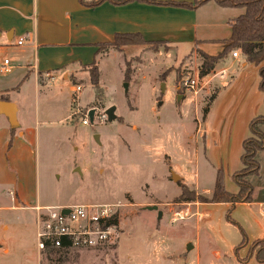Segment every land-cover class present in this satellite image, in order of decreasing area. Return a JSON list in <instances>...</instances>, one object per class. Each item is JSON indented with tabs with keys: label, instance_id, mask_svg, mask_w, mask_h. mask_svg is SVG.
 <instances>
[{
	"label": "rangeland",
	"instance_id": "obj_1",
	"mask_svg": "<svg viewBox=\"0 0 264 264\" xmlns=\"http://www.w3.org/2000/svg\"><path fill=\"white\" fill-rule=\"evenodd\" d=\"M148 1L120 5L115 0L118 6L134 4L115 11L112 23L125 31L117 34H140L147 28L154 31L147 41L167 42L100 48L89 65L39 75L38 90L27 79L12 83L17 90L7 99L18 109L19 127L9 129V137L0 132V162L10 175H0V264H186L187 245L194 247L189 255L200 264H259L250 252L254 241L264 239V217L257 206L264 204V150L255 157L258 175L246 179L254 205L207 202L218 172L226 192L238 191L233 176L243 168L242 145L251 137L250 122L264 117L260 77L252 65L240 66L242 56L232 59L230 53L203 81L198 52L216 56L222 46L195 43L191 34L176 42L169 32L197 22L196 35L224 40L228 24L168 0ZM179 1L175 4L192 2ZM102 10L84 18L75 41H92L90 27L101 29L95 18ZM126 18L130 27L120 23ZM14 54L0 55V65L6 59L17 70L0 74V80L19 76ZM93 67L96 89L90 81ZM221 67L227 74L216 81ZM186 76L200 79L197 95L178 89ZM110 107H115L111 122L104 115ZM92 109V123L83 125ZM4 125L0 116V129ZM25 127L32 129L23 137ZM172 174L179 180L173 182ZM182 184L195 194L210 191L196 194L206 203L178 202ZM11 201L23 209L3 211ZM36 204L116 206L118 241L99 249L37 256L31 211ZM153 206L157 211L146 210ZM187 208L188 217L172 223L174 213Z\"/></svg>",
	"mask_w": 264,
	"mask_h": 264
},
{
	"label": "crops",
	"instance_id": "obj_2",
	"mask_svg": "<svg viewBox=\"0 0 264 264\" xmlns=\"http://www.w3.org/2000/svg\"><path fill=\"white\" fill-rule=\"evenodd\" d=\"M97 1L98 0H83V2L86 4L96 3ZM168 2L180 1L168 0ZM122 4L124 3H121L120 5ZM133 6L134 4L118 6L115 3V0H104L100 4L92 7L81 4L79 0H0V55L4 54L8 56L9 52L15 51L16 56L14 54L13 60L15 59V57H17L16 62L19 65L16 66V68L20 70L19 76H15V78L13 77L12 79L11 76L8 79L0 80V101L10 102L7 97H9V93H15L14 91L17 90V88H15L12 83L16 82L18 78H22L23 81L27 79V82L33 81L36 90H38L39 75L54 74L60 69L71 67L76 64H91L96 58L100 48L111 47L113 45L114 35H116L118 32L125 33V31H118L115 23H112L115 16V11L120 9H128ZM103 8V12H101V14H98L95 18V20L100 24L101 29L90 27L92 33L90 38H92V41H75L78 38L80 30H83L84 28V18L92 14V12L99 11ZM193 12L195 14L206 12L207 14H210V18L218 22L224 21L226 24H228V27L229 23L232 20L243 14L242 9L221 8L213 1H210L197 9H193ZM120 23L126 27H130L132 25V22L129 18L123 20L120 19ZM139 33L142 38L147 41L145 37L151 33H154V31H148L147 28H145ZM160 33L163 34L164 32ZM169 34L174 37L176 42L180 41L179 38L183 34H191V38L195 43L199 42L215 44V42L223 41L216 40V37L202 38L196 35L197 22L192 23L191 25H189V27H187L186 25H181L175 31H170ZM229 35L230 27L228 37ZM20 38H24V42L21 46H17L16 43ZM154 42H167V39L165 41L161 40ZM242 59L243 61L240 66L242 68H245L248 64L245 62L243 57ZM221 62L222 60H220L215 66H221ZM261 66H264V64H262ZM14 69L15 67L13 68L10 66V72L7 74L12 75L13 73H15L13 71L17 70ZM258 69V67H254V70L257 71V73ZM227 71V68L221 67L220 73L214 75L217 76L216 81H221L227 74ZM205 78L206 77H204L202 80L204 81ZM16 110L17 119V107ZM208 114L209 110L207 116ZM1 117L4 118L5 125L0 129V132L3 136L9 137V124L4 116ZM31 129V127H25L23 130V137L27 132H30ZM11 130L12 129H10V131ZM201 135L202 133L199 134L200 137H202ZM13 142L14 139H12V147L7 153L8 159L10 158V163L11 158L12 161L14 158ZM3 166L4 165L0 162V175L4 177L10 176L7 173L6 167L4 168ZM195 192L196 194H200L197 191ZM209 193L210 191L206 190L200 195ZM18 200L21 202V204L26 205L24 203L25 201H22L23 199H20L18 197ZM13 202L14 201H11V205H9L3 211L23 209L22 206L20 207L19 205H17L18 203L14 204ZM246 204L254 205L255 203L250 201ZM257 206L258 214L261 217H264V204H258ZM196 207L198 209L201 206L197 204ZM28 208L29 207H26V209ZM7 229L8 226L4 225L3 230ZM193 250L194 247H192L191 251H186V264H200V259L198 257H196L195 260L191 259V256L189 254ZM171 264H174V262H171Z\"/></svg>",
	"mask_w": 264,
	"mask_h": 264
},
{
	"label": "trees",
	"instance_id": "obj_3",
	"mask_svg": "<svg viewBox=\"0 0 264 264\" xmlns=\"http://www.w3.org/2000/svg\"><path fill=\"white\" fill-rule=\"evenodd\" d=\"M102 1L104 0L86 4L83 0H79L81 4L91 7L100 4ZM128 1L133 0H121L120 3H127ZM140 1L150 2L148 0ZM210 1L215 2L221 8L242 9L243 14L229 23V37L226 40L215 42V44L222 46V51L219 54L216 56H208L202 52H198L202 59L198 74L199 78L208 76L220 60L230 53L237 52L244 58L247 64L259 68L258 75L260 77V82L258 89L264 92V66H261L264 64V0H192V2L188 4H175V2H171V4L193 10ZM150 43L158 42L148 43L140 34H116L113 37V45L116 48L130 45H147ZM90 81L92 86L96 89L98 84V73L94 67L90 70ZM249 127L251 137L245 140L242 145L243 153L241 155V163L243 168L239 173L233 176L234 182L238 186V192L236 194L227 193L224 189L221 174L218 172L212 197L207 203H230L233 206L236 203H249L251 201L252 188L246 182V179L249 176L258 175L259 167L255 161V157L258 152L264 150V117L255 118L250 122ZM11 132H13V130H11ZM176 200L178 202L198 201L206 203V200L196 195L193 191L187 190L183 185H181V193ZM52 251L53 250L47 249L43 253L49 256L52 254ZM250 253L258 263L264 264V240L253 242Z\"/></svg>",
	"mask_w": 264,
	"mask_h": 264
},
{
	"label": "built area",
	"instance_id": "obj_4",
	"mask_svg": "<svg viewBox=\"0 0 264 264\" xmlns=\"http://www.w3.org/2000/svg\"><path fill=\"white\" fill-rule=\"evenodd\" d=\"M24 38L16 45L21 46ZM232 58L239 54L233 52ZM10 72L9 61L4 60L0 66V74ZM198 77L186 76L178 84V89L184 93L197 95L201 89ZM80 88H76V93ZM83 125L89 124L86 117ZM190 206V205H187ZM34 212L36 251L38 254L47 249L53 251H78L99 249L116 245L118 241V209L110 204H89L72 206H40L31 208ZM63 210L67 212L63 214ZM189 209L174 213L172 223L188 217Z\"/></svg>",
	"mask_w": 264,
	"mask_h": 264
},
{
	"label": "water",
	"instance_id": "obj_5",
	"mask_svg": "<svg viewBox=\"0 0 264 264\" xmlns=\"http://www.w3.org/2000/svg\"><path fill=\"white\" fill-rule=\"evenodd\" d=\"M16 111L17 110H16L15 105L12 104L11 102L0 101V115L4 116L6 118L8 124H9V127L12 130L19 127L17 119H16ZM114 112H115V107H110L107 110H105L104 115L109 122L115 120ZM93 113H94L93 109L88 112V118H89L90 123H92V121H93ZM177 180H179V178L172 174V181L176 182ZM146 210L157 211V207L156 206L147 207ZM66 212H67L66 210H63L62 213L65 214ZM157 217H158V219L161 218V212H159V211L157 212ZM191 249H192L191 245L186 246L187 252H189Z\"/></svg>",
	"mask_w": 264,
	"mask_h": 264
}]
</instances>
